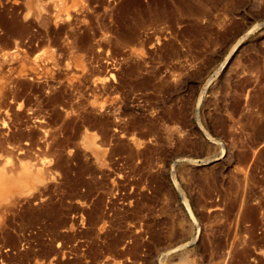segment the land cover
Returning <instances> with one entry per match:
<instances>
[{
  "label": "rangeland",
  "instance_id": "1",
  "mask_svg": "<svg viewBox=\"0 0 264 264\" xmlns=\"http://www.w3.org/2000/svg\"><path fill=\"white\" fill-rule=\"evenodd\" d=\"M0 264H264V0H0Z\"/></svg>",
  "mask_w": 264,
  "mask_h": 264
}]
</instances>
